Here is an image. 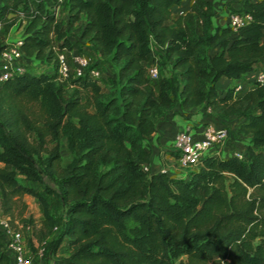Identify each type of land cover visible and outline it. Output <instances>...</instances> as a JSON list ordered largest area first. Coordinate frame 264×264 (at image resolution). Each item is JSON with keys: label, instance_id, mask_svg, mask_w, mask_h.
Returning a JSON list of instances; mask_svg holds the SVG:
<instances>
[{"label": "trees", "instance_id": "obj_1", "mask_svg": "<svg viewBox=\"0 0 264 264\" xmlns=\"http://www.w3.org/2000/svg\"><path fill=\"white\" fill-rule=\"evenodd\" d=\"M180 2L0 0L2 28L27 20L25 56L55 61L50 71L23 70L0 82V210L12 222L16 197L35 196L45 236L58 221L45 191L54 195L64 214L52 264H264V83L240 97L233 87L223 95L216 88L222 75L239 78L264 56V0L232 9L251 14L236 31H211L210 0L172 17ZM62 3L68 27L81 20V40L114 65L111 90L84 75L68 81L67 93L59 80L55 49L74 44L56 14ZM4 45L0 39V51ZM151 64L160 68L154 79ZM242 99L250 101L243 110ZM204 101L225 117H245L238 125L250 141L244 156L205 155L185 177L144 170L143 140L156 119ZM61 140L70 154L63 164ZM63 239L68 252L58 256ZM4 246L0 232V264H10Z\"/></svg>", "mask_w": 264, "mask_h": 264}, {"label": "built area", "instance_id": "obj_2", "mask_svg": "<svg viewBox=\"0 0 264 264\" xmlns=\"http://www.w3.org/2000/svg\"><path fill=\"white\" fill-rule=\"evenodd\" d=\"M242 2V0H237ZM57 14V13H56ZM251 19L249 12L230 10L226 21V26L236 31L240 26L245 25ZM0 39L5 42L0 51V82L6 80L14 73L23 71L20 61L29 56H25L22 50L23 32L8 40L2 31L0 24ZM72 40V38H70ZM78 43L82 44L81 50L78 44L74 43L71 48L57 49L56 47V68L60 81H70L71 79L88 75L91 79L99 80L102 76L98 65H91V57L87 53L93 47L79 37ZM34 59V58H33ZM253 77H244L237 81L233 87V95L240 97L248 90L254 88L258 83H264V67L254 68ZM150 78H157L160 68L157 64L148 67ZM229 136L227 126H214L206 124L199 131L195 132L190 127L178 130L174 135V147L179 154V160L183 165L194 169L200 159L205 155H220L221 145ZM250 141L246 144L248 145ZM244 150H234L232 154L239 157L244 156ZM144 170H149L148 163L142 164ZM56 227V226H55ZM0 232L5 241V251L9 256L10 264H52L53 259L47 253L44 242H34L31 247L24 236L21 227L11 222L10 216L0 210Z\"/></svg>", "mask_w": 264, "mask_h": 264}, {"label": "crops", "instance_id": "obj_3", "mask_svg": "<svg viewBox=\"0 0 264 264\" xmlns=\"http://www.w3.org/2000/svg\"><path fill=\"white\" fill-rule=\"evenodd\" d=\"M194 0H181L179 4L171 7L172 17L174 14L187 11ZM213 8L211 16V31L217 26H225L228 13L232 9L241 6L237 0H210ZM256 1V0H250ZM218 48L210 50L215 53ZM264 67V56H261L255 62V69ZM254 70L247 71L239 78H232L222 75L216 82V88L219 94L223 95L227 88L232 87L237 81L244 77H253ZM250 103L249 100L242 99L237 103L243 110ZM222 108H211L206 101L183 108L176 105L165 111L155 121L154 130L144 138V148L149 152L148 167L149 173H158L166 171L170 176L185 177L190 167L183 165L179 160V154L174 147V135L183 128L190 127L193 131L199 132L204 125L212 124L214 126H227L229 136L221 145L220 155H229L234 150H244L249 142V136L239 131L238 125L245 118L241 114H231L228 117L221 115ZM27 194V193H25Z\"/></svg>", "mask_w": 264, "mask_h": 264}, {"label": "rangeland", "instance_id": "obj_4", "mask_svg": "<svg viewBox=\"0 0 264 264\" xmlns=\"http://www.w3.org/2000/svg\"><path fill=\"white\" fill-rule=\"evenodd\" d=\"M176 14H174L175 16ZM57 17L60 20H63L65 24L62 26L64 30H66L67 35H69L72 38L73 43H75L78 38L81 31V20L77 21L73 27H68V12H67V6L65 4H61L57 8ZM27 20L25 18H18L16 22L11 25L7 30L2 28V31L6 38L8 40L12 39L14 36L22 33L24 31V26L27 23ZM89 55L91 57V60L93 63L99 65V68L101 69L102 76L100 78L101 87L104 90H111V75L114 70V65L107 59L101 57L97 52L89 51ZM55 63L54 59L47 60L46 58L43 59H33L32 57H25L20 61V64L23 66V70H28L30 72L35 73H42L47 70H52V66ZM162 73H168V67H163L161 69ZM64 86L66 88L67 93L71 91L73 88L68 81H64ZM50 145H53V142L50 143ZM60 153L62 155L61 157V163H65L70 159V154L67 151L65 147V141L61 140V146H60ZM43 156H45L43 154ZM22 180L23 177L19 176ZM44 181L48 186H51L55 188L56 186L52 182L51 179L44 176ZM55 186V187H54ZM37 190H41L42 188L40 186L37 187ZM45 194L47 196V200L50 201V209L57 217L58 221L54 223L53 228L51 229L50 233L46 234L45 236H41L40 234V228L42 227V207L41 204L38 202V199L30 194H23L20 197H16L17 201L15 203L14 209H13V215H12V222L15 223L18 227H21V230L24 234V236L27 238L28 236L31 237V239L34 242H44V246L46 251L48 252L49 256L54 259V255L52 250V244L53 241L56 239V237L59 234L60 231V217L64 214V211L62 210L61 206L56 202V199L54 200V195L49 194V191H45ZM23 203L25 205L23 206ZM21 218H25L27 221V224H23ZM31 218V220H29ZM56 226V227H55ZM67 242L66 239H63L61 243L58 246V249L56 251V255H66L67 250Z\"/></svg>", "mask_w": 264, "mask_h": 264}]
</instances>
